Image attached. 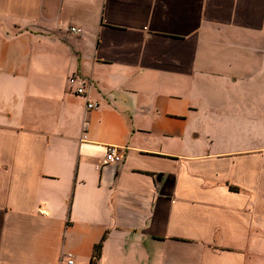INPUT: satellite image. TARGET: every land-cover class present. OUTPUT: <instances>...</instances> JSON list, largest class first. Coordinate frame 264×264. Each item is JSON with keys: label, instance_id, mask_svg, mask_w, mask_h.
I'll return each mask as SVG.
<instances>
[{"label": "crops", "instance_id": "crops-1", "mask_svg": "<svg viewBox=\"0 0 264 264\" xmlns=\"http://www.w3.org/2000/svg\"><path fill=\"white\" fill-rule=\"evenodd\" d=\"M261 120L264 0H0V264H262Z\"/></svg>", "mask_w": 264, "mask_h": 264}, {"label": "rangeland", "instance_id": "rangeland-1", "mask_svg": "<svg viewBox=\"0 0 264 264\" xmlns=\"http://www.w3.org/2000/svg\"><path fill=\"white\" fill-rule=\"evenodd\" d=\"M201 110H205L204 113L208 114V119H207V126H212V128H220L222 130H224L225 128H229V135H224L221 134V139H228L230 141H234L237 142L240 139H243L241 136H237L232 134V130L234 129V125L235 127H237V121L235 120V117L231 118V114H233L234 110H237V108L235 107V105L233 104H227L224 108L220 109L219 104H214L209 103L206 104L203 107V104H201ZM222 113V115H220V113ZM233 112V113H232ZM234 115V114H233ZM215 116H218V120L216 123L213 124L214 120H215ZM203 121L205 122L206 119L203 118ZM264 124V121L261 120V123H256V129H255V133H259V130L261 131L262 129V125ZM217 129H215L214 131L216 132ZM249 137H247L248 139ZM264 142V138H254V145H258ZM263 223H264V213H263ZM257 236H258V242L256 244V256L260 255V261L262 262V264H264V224L261 227L257 228ZM254 252V251H253ZM255 256V257H256Z\"/></svg>", "mask_w": 264, "mask_h": 264}, {"label": "built area", "instance_id": "built-area-1", "mask_svg": "<svg viewBox=\"0 0 264 264\" xmlns=\"http://www.w3.org/2000/svg\"><path fill=\"white\" fill-rule=\"evenodd\" d=\"M79 27L70 26L67 30L72 32H79ZM68 85L73 89L74 93L78 95L85 96L88 92L89 83L83 81L77 73H72L67 78ZM87 108L97 109L99 104L93 100L86 101ZM85 127V125H84ZM123 155L120 149L116 146L107 147L106 154L103 159V164H116L121 161ZM62 264H74V259L72 254H67L66 260Z\"/></svg>", "mask_w": 264, "mask_h": 264}, {"label": "trees", "instance_id": "trees-1", "mask_svg": "<svg viewBox=\"0 0 264 264\" xmlns=\"http://www.w3.org/2000/svg\"><path fill=\"white\" fill-rule=\"evenodd\" d=\"M101 248V241L96 243L91 257V264H95V260L99 257V250Z\"/></svg>", "mask_w": 264, "mask_h": 264}]
</instances>
